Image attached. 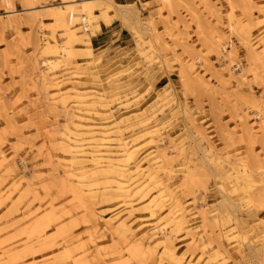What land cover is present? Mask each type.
Here are the masks:
<instances>
[{"label":"rangeland","instance_id":"rangeland-1","mask_svg":"<svg viewBox=\"0 0 264 264\" xmlns=\"http://www.w3.org/2000/svg\"><path fill=\"white\" fill-rule=\"evenodd\" d=\"M81 1L0 0V264H264V0H92L89 29L75 17L67 31L63 9ZM114 21L126 38L113 35L104 76L91 37ZM55 76L70 111L53 97ZM71 111L79 142L66 136ZM123 140L135 150L121 159L144 163L135 179L163 195L160 216L185 208L174 253L143 247L150 201L101 189L82 202L67 186L68 173L96 186L123 180L115 169L81 171L93 168L89 151L118 161Z\"/></svg>","mask_w":264,"mask_h":264},{"label":"bare ground","instance_id":"bare-ground-1","mask_svg":"<svg viewBox=\"0 0 264 264\" xmlns=\"http://www.w3.org/2000/svg\"><path fill=\"white\" fill-rule=\"evenodd\" d=\"M3 1V0H2ZM7 4L11 3V0H4ZM27 1V0H25ZM32 0H28V2H31ZM162 1H169L170 0H162ZM232 1V0H228ZM104 7H109L110 5H114V0H106ZM110 4V5H109ZM79 5V3H77ZM93 4L92 0H82L80 2V7H68L63 9L65 11V14L67 16L68 23L66 24V30L72 31L71 23L74 22L75 17H80L81 21L84 23L85 30H88L91 25V20L93 19ZM79 9H87L85 13L78 12ZM41 23V22H40ZM74 33V32H73ZM256 41V40H255ZM264 44V37L262 38V41ZM47 44H51V41H47ZM255 44V43H254ZM230 46V45H229ZM62 50L65 51L68 50L67 47L62 46ZM226 44L221 45V60H223L225 63H230L233 61L227 54H224L227 51ZM232 50L228 49V52H231ZM68 54H70L69 50L67 51ZM233 53V52H232ZM65 56V55H64ZM44 62L47 64L48 60H44ZM237 65V64H236ZM50 67V66H49ZM64 76V75H63ZM63 76H55L51 77V85L53 86V94L54 98L57 97L60 98V101H62V104L64 107L70 111V109L67 107V100H68V93L64 96L63 94H60V91H62V88L65 86L64 77ZM65 89V88H64ZM66 90V89H65ZM64 92V91H63ZM65 93V92H64ZM256 115L260 117V119L264 118L263 116V110L258 109L256 111ZM79 115L75 113V111H71L70 113V120L71 123L66 126V136L70 138L73 142H79L81 141V137L77 135L79 131L78 123L75 120L78 119ZM264 121V119H262ZM157 130L156 129H150L146 132V134H150L151 139L150 142H156V138H154V134ZM103 134H107L108 132L102 131ZM153 136H152V135ZM165 141V140H164ZM175 147V146H174ZM134 146L131 144L130 141L123 140V148H122V156L119 158L118 161L114 160V157L111 155L110 152H107V150L104 149H98L90 152V159L92 161L93 168L88 169L89 166H83L82 173H87L89 170L93 172V174H97L98 170H101V172H109V170L115 169L118 174L122 177L123 180H117L114 184L113 182L105 184L104 186H96L93 185V183H86L81 177H79L77 174L74 173H68L66 174L65 181L67 183L68 188L78 196L82 200V202L90 201L91 199L94 200L98 198L99 194L97 193L98 190H103L104 194H110L114 195L115 197L119 198L121 202H125L128 204H133L138 201H150L152 205H155V208H152V220L143 223L144 229L140 231V236H146V242L143 244V247L145 245L146 251H155L158 249L160 245L163 243L165 244L166 249H171V253L175 252V248H173V242H174V234L187 230L189 228L188 221L186 219L187 214L185 212V208L182 206H179V203H177L175 206L177 208L175 209H169L167 208V213L163 216H160V212L157 211L158 208H160V203L158 200L163 197L162 194H159L158 197L154 195L153 192L147 191V186H145L142 183H139L137 179H135V174L139 173L144 168V163L140 160H135L134 162H124V157H127V160H130L133 158L134 154ZM96 151V152H95ZM165 153H160L156 155H152L150 158L146 160V162L150 165L151 169L158 170L157 168H160L163 166L159 163V159L164 158ZM92 167V166H91ZM153 171H151L152 173ZM107 175V174H106ZM109 176V175H107ZM97 179V177H95ZM112 189V190H110ZM175 203V201H173ZM233 206H236V203L233 204ZM163 214V213H161ZM119 217V213L116 214L115 218ZM170 228V230L168 229ZM190 234V233H189ZM189 241L191 244L195 243L197 241L196 236L194 234L189 235ZM65 245V244H64ZM138 249H140V244L136 246ZM135 247V248H136ZM185 253L181 254V259L185 258ZM186 263V262H185ZM187 264H193V261L190 259L188 260ZM206 264H220L218 261H208Z\"/></svg>","mask_w":264,"mask_h":264},{"label":"crops","instance_id":"crops-1","mask_svg":"<svg viewBox=\"0 0 264 264\" xmlns=\"http://www.w3.org/2000/svg\"><path fill=\"white\" fill-rule=\"evenodd\" d=\"M100 24V30H97L91 37L95 61H98L101 58L102 64L104 63L102 67H107L104 69L99 66V74L113 76V35L115 33L118 35L115 41H119L120 39L123 41L125 39L121 38V36L123 35L126 38V35L124 34L126 30L124 28L116 30V21L111 24H105L104 22H101Z\"/></svg>","mask_w":264,"mask_h":264},{"label":"snow or ice","instance_id":"snow-or-ice-1","mask_svg":"<svg viewBox=\"0 0 264 264\" xmlns=\"http://www.w3.org/2000/svg\"><path fill=\"white\" fill-rule=\"evenodd\" d=\"M7 7H8V8H12L13 5H12L11 3H9V4L7 5ZM260 11H261L262 13H264V2H262L261 5H260ZM259 26H260L261 28H264V19H262V20L259 21ZM261 155L264 156V146L261 147ZM261 207H262V209H264V204H262Z\"/></svg>","mask_w":264,"mask_h":264}]
</instances>
